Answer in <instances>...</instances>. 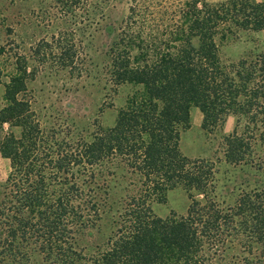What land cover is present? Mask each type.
I'll use <instances>...</instances> for the list:
<instances>
[{
  "label": "trees",
  "instance_id": "trees-1",
  "mask_svg": "<svg viewBox=\"0 0 264 264\" xmlns=\"http://www.w3.org/2000/svg\"><path fill=\"white\" fill-rule=\"evenodd\" d=\"M113 1L59 0L66 16L76 9V23L95 28ZM263 31L264 1L130 0L107 56L113 86L134 91L112 127L97 125L75 141L42 129L24 97L35 69L18 61L0 108V156L11 169L0 197V264H28L31 253L39 264H222L227 243L239 237L241 264H264V186L224 204L216 192L221 162L192 161L180 151L193 108L208 133L235 116L244 129L224 138L222 162L263 169L255 159L264 153V52L230 63L220 57L227 40ZM82 46L75 33L60 32L37 42L30 59L79 75ZM95 168L120 169L137 188L110 235L88 252L77 241L100 220L90 187ZM177 188L189 202L185 214L158 217L153 204Z\"/></svg>",
  "mask_w": 264,
  "mask_h": 264
},
{
  "label": "rangeland",
  "instance_id": "rangeland-1",
  "mask_svg": "<svg viewBox=\"0 0 264 264\" xmlns=\"http://www.w3.org/2000/svg\"><path fill=\"white\" fill-rule=\"evenodd\" d=\"M206 1L217 4L228 0ZM129 3L130 0H115L105 6L104 17L95 28L86 20L76 23L79 20L76 9L73 16H66L59 0H0V108L4 105L3 86L8 82V75L14 71L15 64L25 58L28 72L34 68L35 74L26 82L24 97L30 102L42 129H54L58 139L75 141L81 137L89 138L97 125L112 127L117 111L134 91L129 85L115 88L108 75L107 50L113 40V32L127 13ZM60 32L75 33L83 44L81 57L84 68H80L79 75L41 68L30 59V50L37 42L49 40L50 36ZM260 52H264V31L227 40L220 46V57L225 63ZM237 121V117L228 116L214 133H208L201 126V113L193 108L190 128L180 137V151L188 159H218L221 162L217 166L216 192L224 204L232 203L242 190L248 191L256 185L264 186V166L260 172H256L252 164L232 167L222 162L224 138L236 129L239 133L244 129L245 120ZM259 154L255 162L264 163L263 151ZM10 171L9 161L0 156V197ZM110 171L95 168L96 181L90 185L100 207V220L93 228L82 233L77 241L81 247L86 246L88 252L110 235L126 195L134 193L137 188L134 176L120 169L110 168ZM188 205L185 192L177 188L167 193L164 203H154L153 211L161 218L170 213L182 216ZM237 239L227 243L222 264H241V259L246 256L240 244L243 238ZM28 264H39L38 256L31 253Z\"/></svg>",
  "mask_w": 264,
  "mask_h": 264
}]
</instances>
